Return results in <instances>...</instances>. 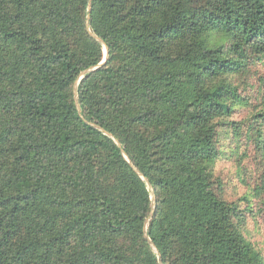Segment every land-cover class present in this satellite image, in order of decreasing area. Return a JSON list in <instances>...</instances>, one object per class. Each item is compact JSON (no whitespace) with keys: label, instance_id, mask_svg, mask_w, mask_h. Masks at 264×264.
I'll list each match as a JSON object with an SVG mask.
<instances>
[{"label":"trees","instance_id":"trees-1","mask_svg":"<svg viewBox=\"0 0 264 264\" xmlns=\"http://www.w3.org/2000/svg\"><path fill=\"white\" fill-rule=\"evenodd\" d=\"M257 60L264 0H0V264H264L216 174L264 198Z\"/></svg>","mask_w":264,"mask_h":264},{"label":"rangeland","instance_id":"rangeland-1","mask_svg":"<svg viewBox=\"0 0 264 264\" xmlns=\"http://www.w3.org/2000/svg\"><path fill=\"white\" fill-rule=\"evenodd\" d=\"M246 92H250L253 98L259 91L260 83L264 82V60H257L252 67V71L246 77L238 78ZM249 108L240 109L236 115L237 119H244L249 116ZM227 147V146H226ZM252 158L240 160L239 157L222 159L217 165L216 174L225 183V193L231 199H238L244 194H248L251 200L252 212L246 213V236L255 243L261 251L264 259V198L255 197L252 188L258 181L257 161L254 153Z\"/></svg>","mask_w":264,"mask_h":264},{"label":"water","instance_id":"water-1","mask_svg":"<svg viewBox=\"0 0 264 264\" xmlns=\"http://www.w3.org/2000/svg\"><path fill=\"white\" fill-rule=\"evenodd\" d=\"M89 10L91 11V4H90V7H89ZM89 11V12H90ZM89 19H90V15H88V25H89ZM95 36V35H94ZM98 40H100L101 41V39L99 38V37H97V36H95ZM105 45V52H106V57H105V59L103 60V62L102 63H100V65H102L104 62H106V60H107V55H108V46L106 45V44H104ZM99 65V66H100ZM97 68V67H96ZM91 69H88V70H86V71H84L83 73H82V75L81 76H83L86 72H88V71H90ZM77 84H78V82L76 83V85H75V88H77ZM75 98H76V101H77V106H78V110H79V112L81 113V107H80V104H79V102H78V95H77V92H75ZM94 126H96V127H98L99 129H101L102 131H104L105 133H107L108 135H110V136H112V134L111 133H108L107 131H105L103 128H101L100 126H98V125H94ZM118 142V144L119 145H121L120 144V142L119 141H117ZM124 155H125V157L128 159V156L124 153ZM130 163L133 165V163L130 161ZM133 167L135 168V170L138 172V173H140L139 172V170L133 165ZM140 175L145 179V176L142 174V173H140ZM150 185V184H149ZM150 187L152 188V186L150 185ZM154 204H155V199H154ZM153 211H154V209L152 210V213H153ZM148 222H149V219L147 220V222H146V227H145V229L147 230V226H148ZM152 243V242H151ZM152 246L156 249V247L154 246V244L152 243Z\"/></svg>","mask_w":264,"mask_h":264}]
</instances>
